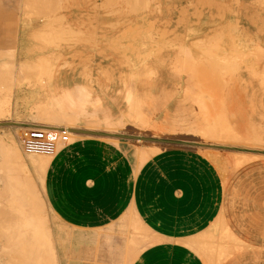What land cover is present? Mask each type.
Segmentation results:
<instances>
[{"label": "crops", "instance_id": "1", "mask_svg": "<svg viewBox=\"0 0 264 264\" xmlns=\"http://www.w3.org/2000/svg\"><path fill=\"white\" fill-rule=\"evenodd\" d=\"M70 1L64 0L62 8ZM122 1L119 8L109 10L125 8L130 17L110 18L103 24H152L165 27L168 37L182 35L183 41L234 25L241 44H255L264 52L261 0H150L147 17L142 0H126V7H121ZM65 64L71 70L68 75L64 71L61 79L54 76V89L66 100L89 102L90 127L101 125L102 130L124 117L115 131L127 123L149 124L151 115L173 129L179 122L205 121L197 126L204 137L224 135L215 126L214 135L208 134L211 119L195 117L194 105L172 100L174 96L167 92L174 80L172 71L147 78L137 96L129 92L128 97L136 101L127 102L128 81L101 79L99 67L90 65L88 55L73 66L67 60ZM253 73L248 63L238 83L246 85L245 92L251 96L256 84ZM188 76L180 78L181 84L191 82ZM94 133L63 145L41 184L47 206L62 223L90 229V235L115 228L122 249L131 236L138 235L139 252L131 264H264V149L237 148L256 157L224 173L210 158L191 149L172 147L144 159L125 144L104 138L110 132Z\"/></svg>", "mask_w": 264, "mask_h": 264}, {"label": "rangeland", "instance_id": "2", "mask_svg": "<svg viewBox=\"0 0 264 264\" xmlns=\"http://www.w3.org/2000/svg\"><path fill=\"white\" fill-rule=\"evenodd\" d=\"M119 2L120 0H71L70 3L64 6L62 9L60 8L58 10H51L50 8V10L46 11L44 14L46 17L41 15L39 11H36L32 8L30 9V7L25 3V8L22 6L23 4L21 5V7L24 9L20 7L18 9L16 8V10L15 8L6 10L7 12L0 11V25H2L4 28L7 27L10 29L18 27L19 31V40L17 41L18 45L14 53H12V51H10L11 49L9 48V36L4 38L0 37V42L3 46L0 47V64L3 62V64L8 65V67H15V70L12 68V70L6 72L5 69L7 66L5 68L0 65V67H2L1 70L6 72L2 77L7 78L5 80L3 79V83H1L2 80L0 81V93L7 95V93L11 92L9 93L10 104H7L3 108L2 106L0 107V109L4 112L6 110L9 112L3 114L0 113V124H2L0 125V138L6 140L9 138V136H12L10 139H15L16 146L20 143V133L22 130L19 129V127L13 122H38L43 124L58 125L66 123L63 122L59 124L60 122H50L51 120H43L44 117L37 115L32 117L29 110H26L27 106H25L22 101L18 99V94L21 93V89L28 86L27 83H23L24 80H26V77L30 78L31 73V76L33 75V77L37 75V73L42 74L39 72L41 71L40 68H42L44 65V67H46L47 65L44 61H42V63H44V65H42L41 61L37 62V60H35L37 59V54L40 52L39 49H41L43 55L45 56L47 53H51L49 55L47 54V57L50 56L51 59H46L44 56L46 63L48 62V64H56V68L52 67L51 69L53 71L51 72H48L46 68L42 69L43 76H49L50 73H54L55 79H57V77L58 79H61L63 78L62 76L64 75V71H68V75L69 71L71 70L69 66H66V60L71 62L73 66L76 64V62L88 55L90 57V65L99 67V69L96 71H100L98 74H100L101 79L114 80L115 78L117 80L122 79L128 81L126 83V86H128V92L126 96L127 102H130L129 100L136 101L134 96L128 97L129 92L131 95L135 94V96H137L136 91L140 89L139 87L141 85L144 86V84L148 83V80H146L147 78L152 79L156 76L158 77L161 71H172V73H169L170 76L174 78V80L168 86L167 92H170L169 95L174 96L172 99L173 101L185 102L189 105H194L192 110L196 114L195 117H201V119H203V117L206 116L211 119L209 123L212 126L222 130L230 128L237 137H240L239 141L237 142L230 141V138L226 136L227 134L217 138L214 136L204 137V135H202V133L197 130L200 126L198 128L197 126L202 124L204 125L205 121L179 122L175 127L176 129H173L172 127L169 128L165 122L155 121V119H153L154 117L149 115V118L152 120L149 124L136 125L134 123H127L121 129H115V131L109 133L112 134V136L121 138L122 140L121 143H114L117 145L125 144L128 150L132 149L133 154L139 153L141 156L147 157L172 147H184L199 153H203V155L206 153L204 151H208L209 153L207 152L208 154L205 156L215 162L218 167L224 171V173H231L233 171L232 168L235 167L233 163L235 160V152L240 150L237 148L246 146L264 149V52L259 50L255 44H241L239 37L236 36L238 34L234 25H228L217 32L212 31L206 35L191 38L189 41H183L182 35L168 37L169 34L165 27H158L152 24H148L146 26L125 24L119 25L118 21H116V23L111 26L103 24V20L108 23L110 18H119L124 16L130 17L128 16V13H125L127 11H123L125 8H121V11L120 9L115 11L109 10V7L112 8L113 6H117V8H119ZM125 2L126 0L122 1L121 7H126ZM260 3L264 5V0H261ZM143 11L144 17H147V14L151 13L150 0H142V12ZM51 13L54 16H56V14L63 15L61 18L60 29L58 28L60 22L54 21V19L58 20V16L53 17ZM43 16L45 18H42ZM44 20H49L51 23L53 22V25L50 23V25L47 26V28H49L47 31L52 32H46L47 35H44V40L45 37L49 36L48 34L51 35V37L46 38L45 43L44 40H42L43 38H40L41 34H45L40 32L44 30L43 27H41L45 22ZM24 21L30 22L31 25L28 27L31 33L29 37L32 38L30 40L32 43V50L34 49L31 51V54H34L33 56H23L20 54L19 47L22 46ZM54 28H58L59 31L57 32ZM225 28L227 29L224 36L223 32ZM54 30L57 33L62 32L63 34L57 35ZM34 33H37L38 35L40 33L38 37L37 34L35 35L37 39L33 37ZM54 38L56 39L55 42ZM49 39L51 40L49 41ZM47 40L48 44H46ZM51 41L54 45L51 43ZM34 43H38L39 46L41 44L38 50L37 48H34L37 47ZM42 44L46 47H43V49L46 51L41 48ZM234 49H237V51H233ZM244 52H249V54L245 55L243 54ZM222 54L224 55V58L222 57L223 59L220 56ZM43 55L42 57L40 56V58H43ZM4 58H6V60ZM103 59H106L107 61L100 62ZM30 60H35V63L37 62V64L40 63L41 65L38 64L37 68L34 67V69H30V71H26L24 70L26 65L24 66L23 62L28 64ZM171 61H174V63L170 64ZM7 62L9 64H6ZM63 63L65 65H63ZM248 63L252 65L253 70L255 69L253 77H255L254 81L256 84L253 86L252 96L246 94V85L244 87L238 84L241 82L239 80L240 74L243 73L245 69H247ZM20 64L22 65L20 66ZM102 64L105 65L102 67ZM171 65L174 66L172 67ZM31 66L33 67L34 65ZM22 67L25 68L21 69ZM11 71L12 75L10 73ZM25 74L29 75V77L25 76ZM16 75H20L21 79L25 77V79L21 80L18 78L19 84H16V80L18 82ZM188 75L191 76V82L181 84L180 78L182 76L185 78L189 77ZM11 76H13L12 84L14 85L11 84ZM36 78L37 76L34 77L33 80ZM144 78L146 81L143 83L141 81H143ZM6 80H8L7 84H11L12 87L6 84ZM151 85H154V83ZM253 111H256V113ZM190 117L192 118L194 115H191ZM154 122L156 123L157 127L154 126ZM87 127H90V124L87 125ZM189 129H192L193 131H190ZM118 134H127L135 137L122 138L117 136ZM147 138L176 139L179 141H188L191 144L156 142L149 141ZM200 142H205L208 145L219 144V147H215L213 145V147L210 148L207 147L208 145L200 144ZM63 145L64 144L56 145L55 151L51 156H54V154ZM133 148L137 150H134ZM207 148L209 149L206 150ZM262 157H264V155ZM24 158L27 160V154H24ZM31 172L35 187L40 190L47 225L49 230H51L53 233L54 240L56 241L55 244L57 245L59 252L62 247L64 248V251L67 252L65 259H63L65 260L63 261V264H104V261L107 264H131V259L134 258L139 252V246L136 245V241H139V239L137 240L138 237L136 240H133V236H131V243L129 242L128 247L124 250H121V245L120 247L118 245L120 250L116 249L117 244L115 243L117 242L118 235L117 233H114L115 228H112L111 231H106L105 234L103 232L93 234V239L86 238V236L90 235V229L72 227L62 223L60 218L56 217L51 212L42 195V180L39 178L40 175L33 167ZM138 224L139 225L136 227L137 230L142 228V225L140 223ZM99 233L100 235H98ZM110 239L113 244L108 242ZM131 239L135 241L134 244L132 243L133 241ZM115 240L116 242H114ZM65 242H67V244ZM94 243L96 246L98 244V249L96 246L94 247L96 248L95 250L92 249L93 247H91V245ZM70 246H73L71 250H69ZM105 246L107 249H110L105 250ZM134 246L136 251L132 253L133 251L131 250ZM100 247L104 248L101 249ZM89 249L94 251L90 252ZM97 250L98 253H95V260V256L93 257L92 255H94V252H97ZM118 250L121 252L119 253ZM113 253H119V255L116 254L115 256L117 259H114ZM120 254L121 261H118ZM91 257H93L94 261H99L100 263L93 262ZM112 260H117V263L111 262Z\"/></svg>", "mask_w": 264, "mask_h": 264}, {"label": "bare ground", "instance_id": "3", "mask_svg": "<svg viewBox=\"0 0 264 264\" xmlns=\"http://www.w3.org/2000/svg\"><path fill=\"white\" fill-rule=\"evenodd\" d=\"M63 2H64V0H0V11L5 12L6 10H10V9H14V8L16 10V8L17 9L20 8L22 4H23L22 6L24 7V3H25L30 7V9L32 8L36 11H39V13L41 15H44L46 11L50 10V8H51V10H55V9L58 10L60 8L62 9ZM60 4H61V6H60ZM24 8H22V9H24ZM42 11H44V12H42ZM8 13H11V12H8ZM44 16L42 18L46 17V16L45 17ZM52 16L53 17L58 16V20L54 19V21L60 22V24L58 23L59 24L58 28L60 29L61 28L60 27V25H61L60 14H56V16H54L52 14ZM28 17H30V16H28ZM51 17H49V18H51ZM27 21H24L23 33H22L24 38L22 36V46L19 47V49H20V54H22L23 56H29V55L33 56L34 54L32 55L31 51H33L34 49L32 50V46H31L32 43L30 42V40L32 38L29 37V35L31 33H30L29 27H28L31 25H30V22H27ZM50 23L51 22L49 20H46L43 23V25L41 26V27H43L44 30L40 31V32L45 33V34H41L40 38H43L42 40H44V35H47V33L52 32V31H47V29H49V28H47V26H49ZM17 25H19V24H17ZM8 26H10V25H8ZM51 28H53V27H51ZM58 28L57 29L54 28V29L58 32L59 31ZM56 31H55V33L57 35L62 34V32L57 33ZM36 34L35 33L33 34V37H35V39H37L35 36ZM39 35H40V33H39ZM39 35L37 34V37ZM48 35L49 36H47V37H51L50 34H48ZM6 36H9V45L10 46L9 45L8 46L11 49L10 51H12V53H14L16 51V48L18 45L17 41L19 40L18 27L10 29L7 27L4 28L2 25H0V37L4 38ZM47 37H45V40ZM55 38H56V36H55ZM55 38H54V42L56 40ZM52 39H53V37H52ZM45 40H44V43H45ZM50 40L51 39H49V41ZM51 43H52V41H51ZM34 44H35V46H37V47H34V48H37V50L41 46V44L39 46L38 43H34ZM46 44H48V40H47ZM0 47H3L1 42H0ZM43 47L46 48L42 44L41 48L43 49ZM39 50H40V52L37 54V59H35V60H37V62L41 61V63H42V61H44L45 64H47V65H46V67H44L45 65H44V63H42V65H44V66H42V68H40L41 71H39L42 74L37 73V75L34 76V77L37 76V78L35 80H33V78H34L33 75L31 76L32 73L30 74V78L26 77V80H24L23 83H27L28 86L26 88L21 89V93L18 94V99L21 100L25 106H27L26 110H29L32 117L37 115L40 117H44L43 120H51L50 122H57V123L60 122L59 124L66 122L67 124L63 123L61 125H58V124H43V123H38V122H13L19 127V129L22 130L20 133V137H21L20 143L17 145L18 147L16 146L15 139L14 138H13V140L10 139V138H12V136L11 137L9 136V138L6 140L0 138V157H1L0 158V264H63L64 263L63 261H65L63 259H65L66 254H67V252L64 251L63 247L60 249V252H59V249H58L57 245L55 244L56 241L54 240L53 233L51 230H49V227L47 225L46 217H45L44 210H43V202L41 200L40 190L37 187H35V184L33 182L32 172H31L32 167L36 169V171L40 175L39 178L42 180L41 181V184H42V182L44 181V178H45L44 176L46 174V170L48 168V165H49V163L53 157V156H51L53 153L34 152V151L27 150V148L24 146V141H23V138H24V135L26 134V132L30 131V130H35V129H41V130L45 131L47 133V135H49V138H52V140L55 142L54 144L56 147V145H61V144L65 145L66 143H69L73 140H76L79 137H85V136L90 137V136L96 135V133H94V132H97V133H99V132H108V133L112 132L113 128H115L114 126L123 124L122 123L123 121L121 119H124V117L121 119H117V121L115 123H112L110 125L105 126V129L103 128L104 130L103 129L101 130V127H100L101 125H96L95 127H87V125L90 124V111H89L90 106H87V104L89 102L87 100H82V99L81 100H73V98H71L70 100H66L67 98L65 99L64 97L61 98L60 96H58V94L56 93V90L54 89V83H53L54 73L53 72H52L53 74L50 73L49 76L48 75L43 76V72H42L43 71L42 69H45V68L47 69L48 72L53 71L51 68L52 67L56 68V64L55 63H49L48 64V62L46 63V59H51L50 56H48L49 57L48 58L47 57L48 53L45 56V55H43L42 50L41 49H39ZM7 51L10 52L9 50H7ZM44 51H46V50H44ZM49 54H51V53H49ZM42 55H43V58H40V56L42 57ZM44 56L46 59H44ZM0 58H1V56H0ZM4 59L6 60V58H4ZM42 59H44V60H42ZM35 60H33V61L30 60V62H28V64L30 65ZM37 62L36 63L34 62L33 64H31V65H34L33 67L31 65L29 66L27 63L23 62L24 66L26 65L25 66L26 68L22 67L21 69L25 68L24 70L30 71V69H34V67L37 68L38 64H40V63L37 64ZM2 64H3V62L0 64L2 67L6 68V66H7V68H9V69H7V68L5 69L6 72H9L13 68V67L11 68L10 66L8 67V65H5V64H3L4 65L3 66ZM6 64H9V63L7 62ZM21 65L22 64H20V66ZM2 67H0V81L2 80L1 83H3V81L5 79H7V78L2 77L3 74L6 73L5 71L3 72L1 70ZM14 68H13V70H15ZM48 68L50 69V71ZM36 72H38V71H36ZM10 73L12 75V71ZM14 73H16V72H14ZM17 74H18V72H17ZM25 76L29 77V75H27V74H25ZM11 77H12V80L10 79V81L12 84L13 76H11ZM16 77H17V79L18 78L21 79L20 75H16ZM19 79H18V82L16 80V84H19ZM23 79H25V77H23ZM23 79H21V80H23ZM8 80L5 81L6 84H7ZM33 81L34 82L36 81V82L34 83ZM11 84L8 83L7 85L12 87V85H14V84H12V85ZM9 93H11V92H9ZM9 93H7V95L0 93V107L2 106V108H3L7 104H10V100H9L10 94ZM7 112H8L7 110L4 112L3 110L0 109V113H2V114L7 113ZM67 112H69V113L67 114ZM0 116H1V114H0ZM76 124H78V125H76ZM213 128H214V126L212 127L211 130L208 131L209 132L208 134L214 135V133L216 131ZM223 134L224 135L227 134L226 136L228 138H230V141H233V142L239 141V138L236 136V134L230 128H226L223 131ZM101 136H103V135H101ZM128 136H131V135H128ZM134 137H132V138H134ZM205 137H208V136H205ZM104 138L111 140L113 142H116V143L122 142L121 138L116 137V136H112V135L105 136ZM11 142H12V144H11ZM201 143L204 145H208L205 142H201ZM213 145L214 144H209L207 147L211 148V147H213ZM18 148H20V149H18ZM205 148H204V150H205ZM241 148L246 149L249 147L245 146V147H241ZM208 149L209 148H207L206 150H208ZM213 149H215V148H213ZM204 152H206V153H204V155L209 153L208 151H204ZM24 154H27V160L24 158ZM255 154L254 153L250 154V153H247L246 151L245 152L244 151L243 152L242 151L241 152L236 151L235 152V160L233 161L234 166L237 167V166L241 165L242 163H244L245 161L256 157ZM143 157H144V159H146V156H143ZM104 234H102V235H104ZM98 235H100V233ZM119 235H121V234H119ZM94 236H96V235H94ZM137 236L136 237L133 236V240H136ZM86 238L93 239L94 237L92 234V235L86 236ZM138 239H139V237L137 238V240ZM104 240H107V239H104ZM108 242H111V239H110V241L108 240ZM114 242H116V240ZM65 243L67 244V242H65ZM132 243L134 244L135 241H133ZM111 244H113V243L111 242ZM115 244H117V247L115 246L116 249H119L120 243L118 242V239H117V242ZM87 245H85V246H87ZM118 245H119V247H118ZM95 246H96L95 243L93 245H91V247H93L92 249L95 250L96 249V248H94ZM97 246H98V244H97ZM107 246H109V245H107ZM110 246H112V245H110ZM72 248H73V246H70L69 250H71ZM103 248H101V249H103ZM134 248H135V246L132 248V250L130 249L131 251H133L132 253H134L136 251V249H134ZM97 249H98V247H97ZM108 249H110V248H108ZM108 249H107V247L105 248V250H108ZM121 250H122V248H121ZM89 251L93 252V251H91V249H89ZM74 252H75V247H74ZM114 252H115V249H114ZM120 252L121 251H119V253ZM95 253H98V250H97V252L96 251L94 252V255H92L93 257L95 256V260H96ZM119 253H115V254L113 253L114 259H117V257H115V256H116V254L119 255ZM59 256H60V260H59ZM93 257H91V259H93ZM120 258H121V254H120V257L118 258V261H121ZM92 261L95 263H100L99 261H94V259ZM116 261L112 260L111 262H116ZM87 263H88V260H87ZM104 264H107V263L104 261Z\"/></svg>", "mask_w": 264, "mask_h": 264}, {"label": "built area", "instance_id": "4", "mask_svg": "<svg viewBox=\"0 0 264 264\" xmlns=\"http://www.w3.org/2000/svg\"><path fill=\"white\" fill-rule=\"evenodd\" d=\"M24 146L29 151L53 153L55 142L41 129L27 131L23 138Z\"/></svg>", "mask_w": 264, "mask_h": 264}, {"label": "water", "instance_id": "5", "mask_svg": "<svg viewBox=\"0 0 264 264\" xmlns=\"http://www.w3.org/2000/svg\"><path fill=\"white\" fill-rule=\"evenodd\" d=\"M2 125V124H0ZM117 136H120L122 138H130V137H134V136H128V135H121V134H118ZM137 138V137H136ZM149 141H156V142H164V143H174V144H191L190 142L188 141H179V140H176V139H153V138H147ZM227 148H230V147H227Z\"/></svg>", "mask_w": 264, "mask_h": 264}]
</instances>
